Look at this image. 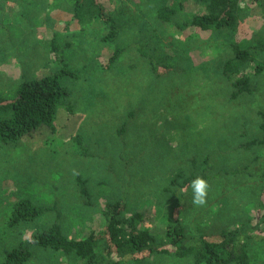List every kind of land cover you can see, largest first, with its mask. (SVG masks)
I'll list each match as a JSON object with an SVG mask.
<instances>
[{
  "label": "rangeland",
  "instance_id": "rangeland-1",
  "mask_svg": "<svg viewBox=\"0 0 264 264\" xmlns=\"http://www.w3.org/2000/svg\"><path fill=\"white\" fill-rule=\"evenodd\" d=\"M96 1L116 19L115 39L106 38L110 29L93 6L75 16L74 0H0V98L11 99L21 80L62 65L75 74L63 78L67 93L54 130L42 125L0 144V254L29 244L30 234L55 220L69 238L101 235L108 205L124 201L123 215L139 213V226L163 246L176 223L188 238L229 231L252 264H264V145L241 147L262 134L264 72L253 73L255 61L238 66L233 76L248 75L252 92L235 98L222 74L233 42L255 45L264 36V0H239L233 29L185 24L205 12L200 0ZM165 7L174 12L161 20ZM136 46L161 69L169 65L168 72L157 76L147 58L145 65L137 61ZM117 49L121 57L111 62ZM123 124L126 132L119 133ZM204 171L209 192L196 205L185 178ZM24 197L55 211L10 226L11 205ZM32 249L34 262L27 264L80 262L74 254ZM143 257L146 264H194L192 256Z\"/></svg>",
  "mask_w": 264,
  "mask_h": 264
},
{
  "label": "trees",
  "instance_id": "trees-1",
  "mask_svg": "<svg viewBox=\"0 0 264 264\" xmlns=\"http://www.w3.org/2000/svg\"><path fill=\"white\" fill-rule=\"evenodd\" d=\"M206 6L205 12L195 14L185 24L199 27L235 28L239 23V0H200ZM262 5L263 0H254ZM85 5L93 6L91 12H95L108 27L106 35L108 39H115L120 30L116 19L109 16L104 8L96 0H74V14L77 16ZM174 12V8L165 7L157 13L161 20L168 18ZM105 39V38H104ZM140 43V42H139ZM133 44V43H132ZM132 44L130 46H132ZM136 51L141 54L142 48L136 46ZM232 55L223 63L222 74L230 82L231 97L235 98L241 94H250L251 80L248 75H233L238 66L246 62L255 61L253 73L256 75L264 72V36L260 37L255 45L233 42L231 44ZM121 50L117 49L111 56V62L121 57ZM254 56H261L256 61ZM127 58H131L128 54ZM147 58L152 71L157 76H162L170 69L164 65L162 69L154 61L150 54L142 53L135 56V59L145 65L143 61ZM187 73L191 66L189 61L183 62ZM184 73V71H183ZM182 73V74H183ZM74 77L75 74L62 65L56 71L36 78L21 80L15 90L13 97L9 100L0 98V144L5 145L15 141L20 136L38 129L40 126H48L54 130V118L61 99L67 93V87L63 80L66 76ZM177 84V82H172ZM162 83H160L161 85ZM152 88L158 87L156 84ZM69 106V105H68ZM71 106V105H70ZM70 112H73L69 109ZM258 114L262 117L260 125L261 136L245 141L241 147L249 148L254 145H264V111ZM124 133L125 124L118 131ZM219 173L213 175L218 176ZM200 176H209L204 171ZM195 175L185 178L184 185L190 184ZM174 179L172 183L174 184ZM80 192L87 196V188L83 180L76 179ZM184 186L181 185L175 190V194L181 193ZM181 190L180 192H178ZM55 211V206H41L32 202L28 197L20 198L11 205L8 217L10 226H17L21 223L31 222L47 211ZM125 203L119 201L111 203L105 210L104 227L101 235L91 232L80 239L69 238L62 230L60 223L55 220L50 226L38 232L30 234L29 244H18L4 249L0 254L1 264H27L34 262V251L32 247H40L55 251H62L67 254H74L80 259L78 264H122L123 261L131 260L134 264H146L144 257L153 254H167L175 257L192 256L194 264H252L245 249V245L233 232H222L217 237L202 236L188 238L180 223L168 232L167 246L157 241V237L148 229L141 228L139 222L141 215L134 213L128 217L124 216ZM57 213V211H56Z\"/></svg>",
  "mask_w": 264,
  "mask_h": 264
},
{
  "label": "clouds",
  "instance_id": "clouds-1",
  "mask_svg": "<svg viewBox=\"0 0 264 264\" xmlns=\"http://www.w3.org/2000/svg\"><path fill=\"white\" fill-rule=\"evenodd\" d=\"M189 183L191 187L192 203L196 205L205 204L209 192L208 181L201 176H196L191 179Z\"/></svg>",
  "mask_w": 264,
  "mask_h": 264
}]
</instances>
